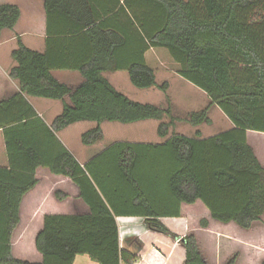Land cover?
<instances>
[{"label":"trees","instance_id":"1","mask_svg":"<svg viewBox=\"0 0 264 264\" xmlns=\"http://www.w3.org/2000/svg\"><path fill=\"white\" fill-rule=\"evenodd\" d=\"M43 1L47 50L39 53L17 39L10 78L20 92L0 101L9 161L0 168V264H75L80 256L96 264H134L143 245L126 238L122 248L117 222L131 217L172 239L178 236L160 220L186 218L185 264H209L196 227L221 233L263 224L264 0ZM20 18L19 6L0 4V39ZM53 35L51 44L64 52L50 47ZM75 44L88 49L71 67L61 57L70 58ZM151 49L166 50L177 75L209 98L185 123L211 125L210 112L218 108L233 128L206 139L200 131L193 138L171 135L179 120L169 98L167 108L135 102L104 76L127 72L135 88L166 94L168 82L158 86L147 63ZM65 68L78 71L83 82L72 88L58 81L52 72ZM26 96L61 101L63 111L49 126ZM150 120L161 122L159 138L171 135L164 144L115 143L84 166L57 136L74 124L96 123L81 136L83 146L93 147L104 140L103 123ZM39 169L65 180L54 189L45 185L49 209L24 204L44 182ZM41 207L50 213L41 214ZM135 243L137 253L128 252Z\"/></svg>","mask_w":264,"mask_h":264},{"label":"crops","instance_id":"2","mask_svg":"<svg viewBox=\"0 0 264 264\" xmlns=\"http://www.w3.org/2000/svg\"><path fill=\"white\" fill-rule=\"evenodd\" d=\"M28 1H29L28 5H30L28 9H26V6H24L25 9H22L21 4L14 2V1L13 2L9 1L8 4H14V5L19 6V8L21 9V18L14 30L3 32L1 39L5 36V39H7L5 41H9V42L13 41V42H16L17 44V39L20 38L23 44L29 49L37 51L39 53H44L48 47V33H47L48 19H47V14H46L45 7H44V1L43 0H28ZM24 13H26L28 16H26L25 19L23 20ZM54 23H52V25H54ZM55 26L59 28H64V25L62 24V22L59 24L55 23ZM18 29H21L22 31H17ZM57 37L58 36L53 35L52 38H50L52 39L50 40V47L54 48V50H59V52L62 53L64 51L62 50L60 45H57V43L51 44V42L57 40ZM15 49L11 50L10 56H11V53ZM87 49L88 47L85 44H82V46L80 44H75V51H74L75 53H71L70 58L69 57L64 58L63 56L61 58L65 62L70 63L71 67H75L74 65L78 63V61H81V59L86 56ZM166 54L167 53H163L161 49H151L146 54L147 63L155 71L156 78H157V70L159 69V67L164 66L163 61H166V57L171 59L172 62L175 64L177 68L175 70V74H177L176 73L178 70L177 64L173 61L170 55L167 56ZM68 66L69 65H67L66 67ZM14 67H16V63L12 60L10 69H7V70L0 69V101L3 99L10 98L12 95L20 92L19 82L17 80H12L10 78V72ZM118 73H127V72L122 71V72H116V73H106L104 74V76L108 78L109 76L111 77L113 74H118ZM52 74L58 81L72 88H75L76 86H78L79 84L83 82L82 75L78 71L74 70V68H69V69L65 68V70H54ZM118 80H121L123 83H126L127 78L124 76L121 77L117 75V76H112L111 81L109 80L115 88L120 89L119 88L120 83L118 84L117 82ZM26 98L28 102L30 103V105L37 112L39 117H41L44 120V122L49 126L52 125L53 121L63 111V102L61 101H53V100L34 98V97H29V96H26ZM66 102L70 104L69 98H66ZM150 121H153V120H150ZM145 122H148V121L135 123L137 124V126H141L142 131L139 133L140 135H138L139 140L132 141L131 143L162 145L167 141V139L171 137L172 133L174 132L173 131L174 129L171 130V135L167 139L159 138L158 134H156V137L150 138L146 134V131L144 128V125L146 124ZM160 124L161 122H158L157 128H156L157 130ZM74 128H75V124L59 132L57 136L59 140L64 144V146L71 152V154L77 159V161L82 166H84L90 160H92L97 155L105 151L106 148H108L109 146L115 143H119V142H128V141L114 142L107 147L101 148L99 151H97L94 154H90L84 151H80L81 153L78 152V154H75V145H74V142L72 141L73 134H70V131H72ZM232 128L233 126L230 129ZM215 135L217 134L205 136L202 133V137L205 139L213 137ZM186 137H189V136H186ZM86 148H92V147H86ZM8 167H9V161H8L7 152H6L4 134H3V131H0V168H8ZM37 175L40 181L43 180L44 182L43 184H41L40 182L39 187L37 189L38 192L29 195L27 199L25 200L24 204L25 205L29 204L31 206H34L36 204H41L42 206L47 207L48 199H49V194H48L49 188L47 187L48 186L47 182H51L52 189H54L56 186L64 183L65 180L59 179L51 175V173L45 169H39L37 171ZM46 207L44 208L41 207V209L39 208L41 214L45 215V214L50 213V211L48 210L49 207H47L48 209ZM26 220L30 221V220H34V218H27ZM167 220L173 221L174 226L172 228H168V227L167 228L172 233L176 234L178 238L172 239L162 234L163 236H166V237H163L160 235L161 233L155 232L153 230H149L147 226L145 225L144 220L142 218L131 217V218H118L117 219L119 229H120L121 239L134 238L135 241L138 240L143 245L142 252L139 255V260L136 261L134 264H185L186 249L184 247V237H186L188 233L187 219L186 218H177V219L176 218H164V219H161L160 221L166 226L165 221L167 222ZM121 246L123 248L122 243H121ZM137 246H138L137 243H135L130 248H128L127 251L130 253H133V251H135V248L137 249ZM248 250L249 249H247V247L240 249L241 252H238L236 254L237 255L236 264H252L251 260L253 259L257 260L260 264L264 262V255L259 256V252H258L256 254L254 253L255 256L253 257L251 256V252ZM78 258L76 259L75 264H77ZM213 260L214 261L212 262L208 260L209 264H224V262L221 263L220 261L221 258L219 257L217 258V256H215Z\"/></svg>","mask_w":264,"mask_h":264},{"label":"rangeland","instance_id":"3","mask_svg":"<svg viewBox=\"0 0 264 264\" xmlns=\"http://www.w3.org/2000/svg\"><path fill=\"white\" fill-rule=\"evenodd\" d=\"M9 1H14L21 4L22 9H25L24 6H26V9L30 7V5H28V0H0V4L9 3ZM26 16L28 15L24 13L23 20ZM17 31L22 30L18 29ZM5 40H7L5 39V36L0 39V69L7 70L10 69L12 62L10 52L11 50L16 48L17 44L16 42H9ZM161 51L163 53H167V56L169 55L166 50L161 49ZM163 65V67H159V69L157 70L156 82L158 86H162L164 82H168L169 89L166 94L161 92L158 87H154L148 90H140L135 88L129 81L127 73L110 75H119L121 77L124 76L127 78L126 83L118 80V84L120 83L121 85L119 84L120 89H116L135 102L167 108V98H169L173 110V115L179 120L173 130L176 134H181L193 138L196 136L197 131H200L205 136H210L224 132L232 127L231 122L218 108H213L210 112V118L212 120L211 125H203L199 128H193L185 123L184 121L188 118V115L190 113L200 111L209 105V98L203 91L175 74V70L177 68L171 59L166 57V61H163ZM111 77L109 76L107 79L111 81ZM145 123L146 124L144 125V128L146 134L150 138L156 137V128L158 122L153 120ZM96 126V123L91 122L75 124V128L70 131V134H73L72 141L75 145V154H78V152L81 153L80 151L94 154L101 148L107 147L114 142H132L135 140H139L138 135H140L139 133L142 131L141 126H137V124L123 125L119 123L106 122L101 125L104 132V140L95 147L86 148L81 143V136L84 132ZM188 223L189 221L187 220V227L189 226ZM165 224L168 228H172L174 226L173 221L171 220H167V222L165 221ZM189 232L190 231H188L187 235L189 234ZM193 232L199 241L201 250L207 261L209 260L212 262L214 261L213 258L217 256V258H221V263L224 262V264H226L229 262V260L234 258V256L238 252H241L240 249L244 247H247V249H249L248 251L251 252V256L253 257L258 252L259 256L264 255V223L255 225L251 231H242L238 228L229 227L225 228V230H223L221 233H217L216 229L203 230L199 227H196ZM160 235L163 236L162 234ZM122 240L124 239H121V243L123 247H125V244ZM136 251L137 249L135 248V251H133V253ZM251 261L252 264H260L257 260L254 259ZM77 264L96 263L93 262L88 256H80L78 258Z\"/></svg>","mask_w":264,"mask_h":264}]
</instances>
